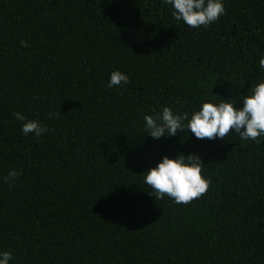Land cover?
Masks as SVG:
<instances>
[{"label": "trees", "instance_id": "1", "mask_svg": "<svg viewBox=\"0 0 264 264\" xmlns=\"http://www.w3.org/2000/svg\"><path fill=\"white\" fill-rule=\"evenodd\" d=\"M222 3L224 15L192 29L163 0H0L9 264H264V138L145 131L164 107L189 119L204 102L242 107L264 81V0ZM113 71L130 82L109 88ZM17 112L51 131L25 136ZM180 154L199 156L211 181L187 205L155 199L144 182Z\"/></svg>", "mask_w": 264, "mask_h": 264}, {"label": "clouds", "instance_id": "2", "mask_svg": "<svg viewBox=\"0 0 264 264\" xmlns=\"http://www.w3.org/2000/svg\"><path fill=\"white\" fill-rule=\"evenodd\" d=\"M164 4L173 9L172 16L179 22L183 21L192 29L203 26L209 27L225 14L222 0H163ZM22 47H28L26 41H21ZM264 68V58L260 60ZM130 82L129 76L120 71H113L110 75L108 87L126 85ZM250 94L239 97L242 107H236V100H224L219 104L204 102L199 111L191 113H173L164 107L162 112L146 115L145 131L153 139L166 136H176L186 128L198 140L216 138L225 139L230 132L239 135L242 140H251L260 143L264 138V81L251 88ZM39 97H35L38 99ZM17 121L22 122V133H30L36 137L51 131L39 121L29 120L20 112L13 114ZM60 112L49 113V118H59ZM187 121V123H185ZM204 167L199 156L191 154L178 155L175 159L163 156L156 167L144 174V182L151 188L150 194L155 199L171 198L176 204L187 205L203 196L211 181L201 175ZM22 175V172L10 170L4 177V182L11 184ZM13 260L10 251L0 252V264H9Z\"/></svg>", "mask_w": 264, "mask_h": 264}]
</instances>
